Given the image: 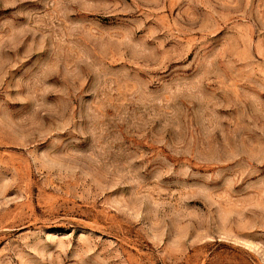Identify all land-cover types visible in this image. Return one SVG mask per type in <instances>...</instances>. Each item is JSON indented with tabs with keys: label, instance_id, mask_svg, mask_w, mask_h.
I'll use <instances>...</instances> for the list:
<instances>
[{
	"label": "rangeland",
	"instance_id": "obj_1",
	"mask_svg": "<svg viewBox=\"0 0 264 264\" xmlns=\"http://www.w3.org/2000/svg\"><path fill=\"white\" fill-rule=\"evenodd\" d=\"M0 264H264V0H0Z\"/></svg>",
	"mask_w": 264,
	"mask_h": 264
}]
</instances>
